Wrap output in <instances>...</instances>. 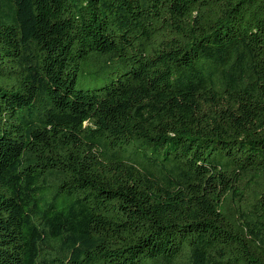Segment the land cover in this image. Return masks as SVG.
Here are the masks:
<instances>
[{"label": "trees", "instance_id": "16d2710c", "mask_svg": "<svg viewBox=\"0 0 264 264\" xmlns=\"http://www.w3.org/2000/svg\"><path fill=\"white\" fill-rule=\"evenodd\" d=\"M0 264H264V0H0Z\"/></svg>", "mask_w": 264, "mask_h": 264}, {"label": "rangeland", "instance_id": "374dc122", "mask_svg": "<svg viewBox=\"0 0 264 264\" xmlns=\"http://www.w3.org/2000/svg\"><path fill=\"white\" fill-rule=\"evenodd\" d=\"M116 66L107 65V58L102 57L99 61L89 60V63L84 66V72L81 73L78 77L76 83L77 90L88 89V82L91 79H95L101 82H108L116 76L114 70ZM129 154L133 156V151H130Z\"/></svg>", "mask_w": 264, "mask_h": 264}]
</instances>
